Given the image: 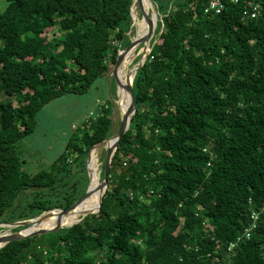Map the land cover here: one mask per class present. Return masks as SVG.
I'll use <instances>...</instances> for the list:
<instances>
[{"label":"trees","instance_id":"trees-1","mask_svg":"<svg viewBox=\"0 0 264 264\" xmlns=\"http://www.w3.org/2000/svg\"><path fill=\"white\" fill-rule=\"evenodd\" d=\"M222 1L207 15L209 0H151L158 21L98 212L7 243L0 264H264V0ZM254 2L259 15L244 18ZM131 3L5 0L0 222L66 210L86 191L87 154L111 137L113 106H100L48 170L24 173L16 144L45 104L110 73L131 41ZM252 212L256 230L227 253Z\"/></svg>","mask_w":264,"mask_h":264},{"label":"rangeland","instance_id":"rangeland-1","mask_svg":"<svg viewBox=\"0 0 264 264\" xmlns=\"http://www.w3.org/2000/svg\"><path fill=\"white\" fill-rule=\"evenodd\" d=\"M4 6L5 0H0V11ZM136 29V27L133 29V33L130 37L131 40L135 37ZM140 46L141 45H139V48ZM139 51L140 49H138L135 58L131 61V65L127 69V73L129 72L127 76L130 75V71L136 66L141 57ZM110 74L111 71L108 75L95 80L86 93L82 95L72 93L65 94L51 100L37 112L36 125L33 132L19 140L16 144V148L22 159L20 168L24 173L33 174L41 170H48L58 155L64 151L69 137L73 135L88 118L92 119L102 105L113 106L111 137L116 133L120 117L116 105V103H118V94ZM125 78L126 77H124V79ZM9 100V96L0 93V103H5ZM95 151H97L96 168L98 167L100 182L102 179L106 146H98L95 148ZM81 177L84 178V175L82 174ZM87 178L89 179V177ZM84 186L85 182L82 187ZM42 228L47 227L42 226V224L35 227L36 230ZM13 229L14 228L10 229L8 227L0 228V234H9Z\"/></svg>","mask_w":264,"mask_h":264},{"label":"water","instance_id":"water-1","mask_svg":"<svg viewBox=\"0 0 264 264\" xmlns=\"http://www.w3.org/2000/svg\"><path fill=\"white\" fill-rule=\"evenodd\" d=\"M146 2L148 3L151 15H149L148 12L145 11L144 5H143V0H132L131 6H130V14H131V19H132V24H131L130 28L132 29L134 27V17H133L132 7L135 4L138 8L139 13H140V17L145 22H147V24H148L146 33L144 34L143 37H141L139 39H136V38L132 39L126 48H124L123 50L118 52L115 64L113 65L112 70H111V74H110V76L113 79L115 86L117 88L116 90H117V94H118V100H120V91H121L125 94L127 106L125 107V110L123 112H121L120 111V105L118 103H116L117 108H118V112H119V116H120L116 133L112 137H110L109 139H107L103 142H100L97 145L91 147L90 150L88 151V154H87V161H88L90 153L93 150H95L96 147L104 146V145L106 146L107 143L110 141L109 146L108 147L106 146L105 160H104V166H103V172H102V179L99 182V186H98L99 198H98L97 208H96V211H88V212L81 213L79 215V216H81V218H79L73 224L78 223L79 221H81V219L84 216H86L88 214H94V213L98 212L100 205H101L102 196L106 190L107 173H108V170L110 168V163H111L112 157H113L114 152H115V150L119 144L120 139L122 138L124 133L128 130L130 122H131V118L134 115L135 102H134V96H133V92H132V88H131V81H132V78H133L134 74L136 73L137 69L143 64V62L145 61V58L147 57V55L150 51V49L148 48V43L154 35L155 27H156V24L158 21V13L156 11L155 6L151 2V0H146ZM152 16H154V19L156 21L155 25H153L152 20H150V18H152ZM139 45H142V49H143L142 55H141L139 61L137 62L136 66L130 71V75L126 76V78L123 81V80H121L120 77H118V72H119V69L121 68V65L123 63L124 56L129 51H131L132 49H135ZM86 170H87V163H86ZM90 194H91V191L89 190V183H88L87 189H86L85 193L83 194V196H81L77 201H75L66 210H51V211H48V212L38 216L37 218H33L30 220L18 221V222H14L11 224H5V223L0 222V228L8 227V228L12 229V228H17V227H22V229L17 231V232H10L9 234H0V248L3 247L4 245H6L7 243H10L13 241L29 239V238H32L35 236H40V235L46 234L48 232L56 231V230L63 228V227L71 226V225H69V226L62 225L60 223L61 217L71 213ZM55 211H57V220L55 221L53 226L38 229V230L35 229L36 226L40 225L44 220H46L50 216V214L54 213Z\"/></svg>","mask_w":264,"mask_h":264},{"label":"bare ground","instance_id":"bare-ground-1","mask_svg":"<svg viewBox=\"0 0 264 264\" xmlns=\"http://www.w3.org/2000/svg\"><path fill=\"white\" fill-rule=\"evenodd\" d=\"M143 5H144L145 11H147L148 14L151 15L149 6L146 0H143ZM135 7L136 5L134 4L132 7V12L134 11L133 13L134 29L135 27L137 28L134 38L139 39L143 37L144 34L146 33L148 24L143 19H141V21L139 20L140 14L137 15V10L135 9ZM150 20H152V24L155 25L156 21L154 19V16H152ZM138 49H140L139 55H142V52H143L142 45L140 46V48L138 46L135 49H132L131 51H129L127 54H125L123 63L118 72V77H120L121 80L124 81V77H126L127 74L129 73V72L127 73V69L131 65V61L135 58L138 52ZM118 104L120 105V111L123 112L125 110V107L127 106V102H126L125 94L121 91H120V100H118ZM107 144H110V141ZM96 163H97V151L93 150L90 153L88 161H87V172L89 175V190L91 191V194L80 205H78L71 213L61 217L60 223L62 225L69 226L75 223L78 220L79 215L83 212L90 211L91 208L94 206L96 200L98 199L99 176L96 173ZM56 220H57V211L50 214V216L46 220H44L45 222L43 221L41 224L44 227H51L54 225Z\"/></svg>","mask_w":264,"mask_h":264},{"label":"built area","instance_id":"built-area-1","mask_svg":"<svg viewBox=\"0 0 264 264\" xmlns=\"http://www.w3.org/2000/svg\"><path fill=\"white\" fill-rule=\"evenodd\" d=\"M233 4H237L238 2H247V0H229ZM223 1L222 0H209L208 4L204 8V14L207 15H217L223 10ZM259 15V4L252 3L248 9H245L242 12V16L247 19H255ZM99 110V109H98ZM97 114L94 116L96 117ZM93 117V118H94ZM205 151V150H204ZM259 214L252 212L249 217V225L244 228L241 234H239L233 241L229 242L226 247V252L230 254L232 250L242 241L249 240L251 234L257 228Z\"/></svg>","mask_w":264,"mask_h":264}]
</instances>
